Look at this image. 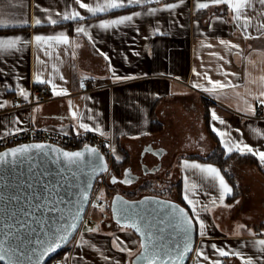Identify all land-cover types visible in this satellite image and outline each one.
Returning a JSON list of instances; mask_svg holds the SVG:
<instances>
[{
  "label": "crops",
  "instance_id": "crops-1",
  "mask_svg": "<svg viewBox=\"0 0 264 264\" xmlns=\"http://www.w3.org/2000/svg\"><path fill=\"white\" fill-rule=\"evenodd\" d=\"M82 2L95 6L107 0ZM199 3L209 6L201 9ZM166 4L178 6L169 10ZM249 5L235 20L227 3L210 0H152L96 15L75 0H0V20L15 25L0 28V37L31 41L0 55V139L30 128L62 135H102L95 130L98 125L102 136L111 141V162L133 167L128 158L138 152L134 171H140V158H150L151 174L172 171L177 177L180 199L196 223L189 264H264V246L259 244L264 240V164L258 156L233 147L248 145L264 151V97L260 96L264 92V5L259 0H249ZM73 11L81 18L62 19ZM136 12L140 15L130 22L100 27ZM34 19L41 24L33 26ZM51 19L57 23L53 25ZM80 27L87 34L78 33ZM60 33L69 43L53 41L37 47L32 39L37 34ZM84 76L95 78L96 90L78 93ZM127 76L134 78L123 79ZM209 81L226 86L212 91ZM44 86L50 99L33 100V90ZM31 99L34 103L29 106ZM257 107L262 110L256 111ZM153 120L160 125L157 131H152ZM81 123L92 130L80 128ZM148 146L159 152L148 156ZM218 148L225 157L233 155L226 165L229 171L225 169L230 179L218 166L202 161ZM186 164L216 168L231 193L221 201L218 181ZM245 169L253 181L247 183L242 177ZM197 220L204 225V235ZM110 225L102 219L93 231L82 227L63 255L67 264H132L140 247L138 238L129 229ZM217 249L229 255L220 256Z\"/></svg>",
  "mask_w": 264,
  "mask_h": 264
},
{
  "label": "water",
  "instance_id": "water-1",
  "mask_svg": "<svg viewBox=\"0 0 264 264\" xmlns=\"http://www.w3.org/2000/svg\"><path fill=\"white\" fill-rule=\"evenodd\" d=\"M36 144L47 147L43 150L32 148L16 157L7 156L0 162V243L9 249L5 258L0 259L1 264H8L9 257L20 264H33L42 250L41 245L47 244L68 229V239L40 258L39 264L47 263L66 248L82 224L97 179L109 169L105 155L93 146L87 148L96 149V154L89 153L86 146L65 149L53 144L30 142L11 146L0 151V154L20 146ZM53 149L83 152L84 155L78 165L70 166ZM147 149L155 155L159 152L152 146ZM146 172L148 170L135 173L133 167H128L124 170L126 176L121 182L131 185L139 179V174L144 175ZM110 182L113 183V178ZM85 195L86 199L83 198ZM108 201L112 223L131 230L139 244L142 240L148 243V235L153 237L155 247L150 246L147 250L139 247L132 264H148L145 255L151 257L153 251L157 250L160 251V257L156 258L154 264H161V261L163 264H174L172 259L164 255V251L171 252L174 257L183 248L184 234L179 227L174 226L175 210L172 206L183 209L192 220L191 249L178 264L188 261L196 242V225L184 206L154 195L128 199L116 193ZM121 209H127V218L121 215ZM69 225L74 227L69 228Z\"/></svg>",
  "mask_w": 264,
  "mask_h": 264
},
{
  "label": "snow or ice",
  "instance_id": "snow-or-ice-1",
  "mask_svg": "<svg viewBox=\"0 0 264 264\" xmlns=\"http://www.w3.org/2000/svg\"><path fill=\"white\" fill-rule=\"evenodd\" d=\"M75 2L79 5L80 8L86 9L92 15H96L97 13H99L101 11L107 12V11H111L113 9L125 7L126 5L140 4L142 2L143 3H150V2H152V0H107V2H105V3H97L95 6H92L90 4H85L82 2V0H75ZM157 2H159V0H157ZM181 2H183V0H181ZM259 2L262 5H264V0H259ZM210 3H212V4L227 3L228 6L234 12V19L235 20L241 19V17L244 15L243 9L250 6L249 0H210ZM177 6H178L177 4H166L165 8L170 10V9L176 8ZM208 6H209L208 3H199L197 5V7L201 8V9L206 8ZM152 11L155 12L156 10L152 9ZM139 15H140V13L136 12L133 15L123 16L119 19L106 21V22H103L100 25V27L108 29L114 25H120V24H124L125 22H130V21H132L133 16H139ZM77 18H81L80 13L77 11H73L71 14H64L62 16V19H64V20L77 19ZM244 19L247 22L248 18L244 17ZM50 22L53 25H55L57 23V20L51 19ZM24 23H27V21H24ZM40 24H41L40 19H34L33 26H38ZM10 26H15V25H11L4 20H0V28H7ZM261 28H264V25H261ZM76 31L78 33L87 34L86 29L82 28V27L77 28ZM262 34H264V33H262ZM246 38H251V37H246ZM32 39L35 42V45L37 47H40L43 44H50V42H53V41L57 44L69 43L68 37L66 35H64V33H60V34L55 35V36H47V37L37 34V35H34V37ZM26 43H31V41H26L23 38H21L20 36L0 37V55H3V54L8 53V52L17 51V50H19L20 45L26 44ZM221 43H225V42L221 41ZM231 47H238V46L237 45H231ZM41 50H44V49H41ZM101 55H103V53H101ZM105 59H108V57L105 56ZM38 60H39V58H38ZM133 78L134 77H132V76H127V77H124L123 79H133ZM116 79L119 80L121 78L116 77ZM37 80H39V75L37 76ZM40 82L43 83L44 81H40ZM209 82L213 83V85H214L212 91H215L216 89H223L226 86V85L221 84L219 82H212V81H209ZM81 86L83 87V84ZM193 87H202V86L193 84ZM21 95H23L25 97V99L27 98V94L23 91V89H21ZM260 96L264 97V92H261ZM261 103H264V100H261ZM0 107H3V105H0ZM249 110H251V109H249ZM73 116L74 117L76 116L75 112H73ZM213 119H217V117L215 116L214 113H213ZM220 123H224V121L221 120ZM79 127L83 128L85 131H91L92 130L88 127L87 124H83V123H81L79 125ZM95 130L98 132H101L102 135L104 134L98 125L96 126ZM213 130L215 131V129H213ZM217 134L223 135L222 133H217ZM46 147H47L46 145H41V144L30 145V146H20L19 148L11 149L10 152H8V153L0 154V162H3L5 157H7V156L16 157L18 155L29 152V150L32 148L43 150ZM233 147H235L237 150H241V151L246 150L247 152L258 156L260 159V162L262 164H264V151H255L251 147H249L248 145H244L243 149L240 148L239 144L233 145ZM233 147H228V151L231 152L233 150ZM86 150L91 154L97 153L96 149H90V148H87V146H86ZM52 151L56 152L58 157L62 156L64 158V160L66 161V163L70 166L71 165H78L80 160L82 159V157L84 155L83 152H68V151L61 152L58 149H53ZM100 159L102 160L103 157H100ZM185 167H191L193 169H198L201 174H206L207 177H210V178L218 181L219 187L221 190V195H220L221 201H223L225 194L231 193V189L228 187L224 178L220 175V172L216 168H214L210 165L209 166H201L199 164H191V165L186 164ZM102 170H106V169H102ZM113 182H116L115 178H113ZM192 187L195 188L196 185L193 184ZM83 198L86 199L87 198L86 195ZM185 199L187 200L189 205H193V201L191 199H189L187 194L185 195ZM213 203H215V202L213 201ZM172 207L175 210L174 211V219H175L176 223L174 224V226L179 227L183 231L184 244H183V248L180 249L179 251H177L174 257L172 256L171 252H169V251H164V255L168 256L170 259H172L174 264H178V262L183 259L184 255L188 251H190V249H191L190 233L192 231V220L188 218L187 214L184 212L183 209H177L176 206H172ZM193 211L195 212L194 207H193ZM121 215L124 216L125 218H127V215H128L127 209H121ZM197 222L200 224V229H201L200 234L204 235L203 223L200 222L199 220H197ZM132 226L136 227L137 225H132ZM71 227H74V225H69V228H71ZM90 231H93V229H90ZM69 234L70 233H69L68 229H65L63 231V234H58L55 239L51 240L47 244H42L41 245L42 250L40 251L39 255L37 256L36 261L33 262V264H39L40 258H42L43 256L47 255L48 253L54 251L57 247H59L62 242L66 241L68 239ZM147 240H148V243H145V241H143V240L141 241V243H140L141 249L147 250L150 246L155 247V245L152 243L153 237L151 235L147 236ZM116 243H117V246L119 247L120 246L119 242L117 241ZM259 244L261 246H264V240H260ZM212 247L214 249L217 248L216 245H212ZM121 250H125V249L121 248ZM217 251H218L220 256L229 255V252H226L223 249H217ZM8 252H9V249L5 248L3 243H0V253H3V255H0V259H4L5 256L8 254ZM233 254L238 255V253H233ZM158 257H160V251L157 250V251H153L151 257H148L147 255H145L144 258L148 261V264H154V261ZM29 259H31V257H29ZM205 259H207V257H205ZM8 264H20V262L19 261H13L9 257ZM161 264H163V261H161ZM213 264H219V261H214ZM247 264H251V261H248Z\"/></svg>",
  "mask_w": 264,
  "mask_h": 264
},
{
  "label": "built area",
  "instance_id": "built-area-1",
  "mask_svg": "<svg viewBox=\"0 0 264 264\" xmlns=\"http://www.w3.org/2000/svg\"><path fill=\"white\" fill-rule=\"evenodd\" d=\"M82 84L83 87L81 86ZM96 89L97 88H96L95 78L90 76H84L79 80L78 93L81 94L89 93ZM50 96H51L50 90L46 86L40 89H34L32 92L33 100H37L38 102L48 101L50 99ZM33 100L31 99V101L28 104L29 106H31L34 103ZM12 101L16 103V99H13ZM260 110H262L261 107L256 108V111H260ZM30 142L53 144L65 149H77L83 146H93L96 147L100 152H102L105 155L109 164L111 163L110 139L99 134H93L88 132H81L75 135H62L47 130H35L33 128H30L2 137L0 139V151L9 148L11 146H15L22 143H30ZM105 175L107 174H104L99 179V181L97 182V184L93 189L86 214L88 213V210L91 208L92 204L96 206H102V202L99 199H97V194L100 192L99 191L100 187L99 189H97V187L101 179L102 180L104 179L106 181ZM102 183L100 184V186L102 185ZM86 214L82 223L84 222V220L87 219ZM81 228L82 227L80 226L78 232L81 230ZM53 264H67V262L64 256H62V257H56L54 259Z\"/></svg>",
  "mask_w": 264,
  "mask_h": 264
},
{
  "label": "rangeland",
  "instance_id": "rangeland-1",
  "mask_svg": "<svg viewBox=\"0 0 264 264\" xmlns=\"http://www.w3.org/2000/svg\"><path fill=\"white\" fill-rule=\"evenodd\" d=\"M148 153H149L148 156L153 157V153H154L153 151H149ZM138 157H139L138 152H135V153L131 152V154L128 158L129 162H131V161L133 162V167H135V169H137V160L136 159ZM149 160H150V158H147L148 162H149ZM147 161L143 160V162H142L143 163L142 169L148 170V172H149L147 176H145V177L142 176V178L140 177L139 180L137 181V183H135L134 185H132L130 187L116 186L115 189L118 191V193L121 194V192H122L124 194V192H128L131 190H137L136 188L137 187L139 188L142 183L150 181V184H152L151 191L154 190L153 194H158L162 198L176 201L178 199L177 189L175 187L178 184L177 177H174L172 175V171H170V172L158 171L154 174H151V172L149 170L153 169V166L150 167V165H147ZM166 163H168V162H166ZM122 164L124 165V166L123 165L121 166L122 170H123V168L126 167L125 164H127V163L123 162ZM225 169L227 171H229V168L227 166L225 167ZM246 170L247 169L243 170L245 175L242 177L245 178L246 182L248 183L250 181H253V177H252V174ZM227 171H226V173H229ZM134 172H136V171H134ZM137 172L141 173L140 171H137ZM139 175L141 176L142 174H139ZM105 177H106L105 178L106 181L104 179H103L104 181L101 179L100 182L98 183V187H97V189H99V187H100V189H99L100 192L97 194V199H99L102 202V206H96L94 204L91 205V208L88 210V213L86 214L87 219L84 220V222L81 225V227H83V230H85V231L91 229L95 223L99 222L102 219L104 220V224H106L107 222H110V224H111L110 226L114 225L110 219L109 213L107 212V214H106V211L103 209L104 206L106 205L107 199L109 197V196H107L105 188L111 189L110 182H109V177H110L109 174L105 175ZM232 179H233V177H232ZM101 183H102V185L100 186ZM148 192L150 193V190L143 191L142 193L145 195V194H148ZM125 194L128 195L129 193H125ZM86 225H88V226L91 225V226L87 227ZM119 228H121V227H119ZM124 229H126V228H124Z\"/></svg>",
  "mask_w": 264,
  "mask_h": 264
},
{
  "label": "trees",
  "instance_id": "trees-1",
  "mask_svg": "<svg viewBox=\"0 0 264 264\" xmlns=\"http://www.w3.org/2000/svg\"><path fill=\"white\" fill-rule=\"evenodd\" d=\"M152 124H153L152 125V131H157L158 128L160 127V125L157 124V121H154V120H153ZM212 136H213V134H212ZM232 156L225 157V155L222 152V150L220 148H218L216 151H214L212 154H210V156L207 159H204V160L202 159V161L210 162V163L218 166L221 169V171L223 172V174L226 176V178H229L230 179L231 177L228 175V173L225 172V166L229 163V161H230V159H231ZM246 157H248L250 159V161L253 164H255L256 166H259L260 165L259 162H257L256 159L253 158L252 156L247 155ZM112 165H113L114 168H118L119 166H121L120 164H118L114 160L112 161ZM109 176L111 177V175H109ZM175 187L177 189V195H178V199L176 200V202H178L180 205H182V206L185 207V205L183 204V202L180 199V182H178V184ZM139 188L137 187L136 188L137 190H131V191H128V192H124V194L121 192V194L124 197L128 198V199H137V198H140V197L144 196V194L142 193L143 191L150 190V193L148 192V194H145V195H154V196H159L160 197V195H158V194H153L154 190L151 191L152 184H150V181L149 182L147 181V182L142 183ZM105 190H106L107 196H109V197L113 194V191L115 192V188H112V187H111V189L105 188ZM125 193H129V194L127 195ZM195 225H196V223H195ZM115 226L117 227L116 224H115ZM69 246H70V244H68L66 246V248H64L61 252H59L58 254H56L53 258H51L45 264H53L54 259L56 257H62L64 255V253L68 250ZM189 259H188V261L185 264H189Z\"/></svg>",
  "mask_w": 264,
  "mask_h": 264
},
{
  "label": "flooded vegetation",
  "instance_id": "flooded-vegetation-1",
  "mask_svg": "<svg viewBox=\"0 0 264 264\" xmlns=\"http://www.w3.org/2000/svg\"><path fill=\"white\" fill-rule=\"evenodd\" d=\"M142 165H143V163H141V158H140V160H139V167H140V171L142 172ZM124 170H125V168H123V170H122V167L121 166H119L118 168H114L113 167V165H112V163L110 164V166H109V169H108V172L106 173V174H109V175H111V177H110V179L111 178H115V181L116 182H113V183H111L110 182V180H109V182H110V187H112V188H116V186H121V187H130V185H126V184H124V183H122L121 182V180L126 176V175H124ZM147 171V170H146ZM148 173L149 172H146V174H144V175H141L140 177L142 178V176L143 177H145V176H147L148 175ZM139 177V178H140ZM139 180V179H138ZM116 193H118V191L115 189V192H113V194L110 196V197H108V199H107V202H106V205L104 206V210L106 211V214H107V212L109 213V215H110V211H109V199L114 195V194H116ZM120 194V193H119ZM110 219H111V216H110ZM110 223V222H109Z\"/></svg>",
  "mask_w": 264,
  "mask_h": 264
}]
</instances>
